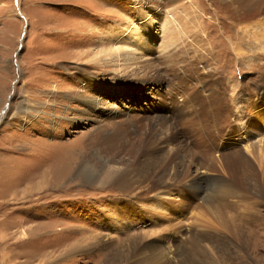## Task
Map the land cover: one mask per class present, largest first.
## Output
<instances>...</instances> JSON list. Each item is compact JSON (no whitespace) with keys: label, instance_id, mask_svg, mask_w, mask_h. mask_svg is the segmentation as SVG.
<instances>
[{"label":"rangeland","instance_id":"obj_1","mask_svg":"<svg viewBox=\"0 0 264 264\" xmlns=\"http://www.w3.org/2000/svg\"><path fill=\"white\" fill-rule=\"evenodd\" d=\"M255 3L0 0V264H157L162 238L191 228L230 238L207 247L201 264H264V201L220 197L213 208L195 194L202 185L218 199L227 172L264 180V124L253 106L258 98L264 110V28L255 25L261 16L250 18ZM176 107L186 110L178 131L190 134L193 176L145 195L131 175L115 183L117 144L132 147L124 131L139 141L152 116ZM126 113L141 126H124L109 147ZM196 117L213 123L202 133ZM148 151L143 161L178 157L173 146ZM133 153L117 158L129 163ZM236 157L254 169H232Z\"/></svg>","mask_w":264,"mask_h":264},{"label":"bare ground","instance_id":"obj_2","mask_svg":"<svg viewBox=\"0 0 264 264\" xmlns=\"http://www.w3.org/2000/svg\"><path fill=\"white\" fill-rule=\"evenodd\" d=\"M254 5L257 8H259L260 11L257 14L252 15L250 18L253 19L255 17L261 16L262 19L260 21H257L255 25L260 28H264V17H262V14H263L262 10H264V0H256V3ZM117 54H118L117 49H115L113 52L112 51L107 52L105 54V57H107L108 63L112 62V60L118 56ZM129 54L130 52H128L126 56H128ZM258 100H259L258 98L253 100L254 101L253 106L254 108L258 109V110H255L256 114L259 118V121L262 124H264V110L258 104L257 102ZM196 101H199V99H196ZM201 102L202 101L200 100V103ZM221 105H222V102H221ZM197 108L198 107L190 106L189 109L191 110V112H193V110L195 111V109ZM185 111L186 110H183V108L176 107L173 111H170L167 114L166 113L163 115H160L159 113L155 114L154 116H152V118L149 119L148 121L149 123L147 124L148 128H146L147 129L146 134L144 133L145 134L144 137L141 138V140L139 141H135L134 136L131 133H126V131H124V134L120 133L121 129H123L124 126H125L124 130H127V128L131 126L135 128H138L139 126H141L140 122H133L134 120H132L131 118V116L133 115H130V113L123 114L119 119L120 123L118 125V128H116L118 129L117 130L118 134L115 133L117 136L114 135V139L113 140L111 139L112 141L109 140L110 145L108 146L111 147V146L116 145L118 143L116 139H118V137L120 138V136H122L123 134L122 137H127L130 135L128 139V143L131 144L132 147L128 150V148L126 147L124 143V139L120 144H117V147L120 148V150L119 152L114 154L113 162L116 161L118 165H122V166L120 167L115 166L116 171L112 172V173H115L113 176V181L115 183H118L123 178L127 177L128 175H131L137 180V183L139 184V186H142L143 192H141V195H145L153 191L161 192V190H167L170 187V185L174 183L176 184L179 183V181L182 180V178H191L193 176L192 169L194 168L197 170L199 164L193 156L187 155V153H189L188 151L191 150V148H188V144H187V139L190 136L189 132L178 131L180 123L186 118ZM20 113L22 116L27 114L25 109L22 110ZM40 113H44V111H40ZM208 120H206L207 122H205L203 120L202 121L199 120L198 117H196L197 125L198 126L200 125L199 129L202 130V133L203 131H206V129L211 127V123H213V122H209ZM218 121L220 122V119ZM164 126L167 129L166 131H162L161 129H159V127L162 128ZM221 130L222 129H220L218 132L222 133L223 131ZM149 135H153V137L149 138ZM151 146L153 148H158L159 151L161 152L163 151L165 146H173L175 149V154L178 155V157L174 155L173 156L167 155L165 159H162L161 157H152L150 159L147 158L146 160L143 161V159L146 158L144 154L149 153L148 150ZM105 150H107V148ZM126 151H128L130 154L134 152L133 153L135 155L133 157L134 160L130 161L129 163L121 164L119 162L121 158L118 159L117 155H120ZM178 160H180V163L177 162ZM257 160L259 161L261 168L264 169V146L263 148H261L260 155L259 157H257ZM229 162L231 165H234V168L232 167V169L238 168L239 170L241 169L243 165H244L243 168L246 171H251L252 169H254V167L251 164L249 165V163H246L245 159H239L236 157V159L232 158ZM181 163L182 164L188 163L189 165L186 166V169H184L183 171H180ZM206 169H209V168H206ZM211 169L214 170V168L212 167ZM241 170H239V172H241ZM225 171L227 172V169H225ZM227 173H228L227 179L222 178V176L218 178L220 180L224 179L223 181H225V183L220 184L219 189H217L218 199L215 198L214 196H211V197L205 196L203 194V191H201V189H203L202 185L200 187V190L195 192V194L198 196V198L202 200L203 203H206L207 205L214 208L216 202L219 200L220 197H221L220 199L225 198V197L227 198L230 197L233 199H236V198L240 199L244 196H245V199L248 198L250 201L255 202V204H259L262 201H264V180L262 181L261 178H259L257 174H254L253 177H249L245 173L247 177H245L244 180H246L247 182L242 183L236 178L237 173L235 174L234 171H233V174H231V172H227ZM81 176L90 180L88 177V174L85 172H81ZM154 178H158V179L153 181ZM102 185L104 184L102 183ZM199 186L200 184L198 180L197 181L192 180L191 183L189 184V187L193 189H198ZM221 224H223V226L227 225V224L225 225L224 223H221ZM205 229L206 230H203V229L195 230L194 228H191L187 231L179 230L177 234L175 232L174 234L171 235L170 238L163 237L162 239H165L166 240L165 242L167 243L165 244L163 248H161V252L159 254L154 255L156 256L155 257L156 263L157 264H201V261H203L201 259L202 257L201 255L206 256L208 258L211 257L207 247L211 249H215V248L217 249L219 246L230 241V238H228L226 235L211 234L209 230H207V228ZM175 235H181L182 237H185V241L181 240L180 242H178L177 241L178 238ZM146 246L150 248V246H153V244L148 243ZM157 246L158 248L161 247V245L160 246L157 245ZM149 260L150 258L142 259V260H138L136 263H133V264H146V262H149Z\"/></svg>","mask_w":264,"mask_h":264}]
</instances>
